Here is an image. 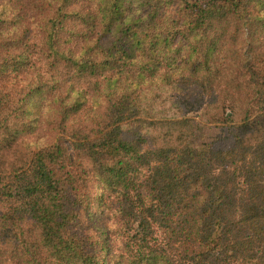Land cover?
Instances as JSON below:
<instances>
[{
	"label": "trees",
	"instance_id": "trees-1",
	"mask_svg": "<svg viewBox=\"0 0 264 264\" xmlns=\"http://www.w3.org/2000/svg\"><path fill=\"white\" fill-rule=\"evenodd\" d=\"M169 1L0 0V264H264V0H175L176 18H156ZM177 33L200 50L181 66ZM222 65L206 132L140 87L201 93ZM254 94L224 115L225 99ZM88 173L138 211L144 237L123 251L87 225L103 198Z\"/></svg>",
	"mask_w": 264,
	"mask_h": 264
},
{
	"label": "rangeland",
	"instance_id": "rangeland-1",
	"mask_svg": "<svg viewBox=\"0 0 264 264\" xmlns=\"http://www.w3.org/2000/svg\"><path fill=\"white\" fill-rule=\"evenodd\" d=\"M179 9V4L175 0H170L169 2H165L160 6L156 14V18L164 19L167 16L171 18H176L177 11ZM257 16L264 18L263 12H255L252 10ZM182 24V21L178 19L177 25ZM174 40H179L181 42V50L180 54L177 59L173 60V64L175 66H181L182 62L190 61L192 54L195 51H200L199 49L193 50L194 47L189 42L183 40L181 38V34L177 33L174 37ZM258 45V48H255L253 51L254 53H248L244 46H241L242 52H245L247 55H256L260 49H262V44L259 41L255 42ZM228 43H223L221 46H227ZM220 46V47H221ZM224 65V64H223ZM223 65L220 67L219 72L215 74L213 77L211 76L209 87L206 88L202 87L201 93H197L196 91H191L189 88L178 84L174 81V79L169 78L165 81H158V80H147L146 82L142 83L141 90L151 95H155L156 97L153 99V102H157L163 105V108L166 112L168 117H190L193 118L201 123V128L203 132L207 131L208 123L204 121H200V115L202 117L205 113L210 115L214 114L215 112V105L221 100L223 95V90L221 88L218 79L221 78V74H226L229 71V67L223 68ZM260 66L261 64L258 63ZM169 68L162 70V72H168ZM138 76L135 78L137 79ZM219 85V87H218ZM200 92V91H198ZM89 94H86L88 96ZM253 98L241 100L235 99V97L227 98L225 101L228 103L224 107V115H228L232 112H240V111H251L255 108L253 100H257V96L254 94L252 95ZM95 107L91 104L90 97H87L86 103L83 105L82 109L79 110L73 117L72 122L79 126V124L83 125L85 120L89 118L91 115L94 114ZM199 116V118H198ZM212 124H210V127ZM37 134L39 137L44 140L45 136L47 135L43 132V128L40 126L37 130ZM65 145L70 152V156L73 160L78 161V159L74 156V152L72 149V145L68 140H65ZM143 170L142 173L139 174L141 178L143 177ZM88 180V191L91 194L101 195L103 198L101 200H96L94 204L91 206L92 214L87 218V225L91 232L95 234H99L104 230H110V239L108 242L109 252L110 254H114L115 252L123 251L124 248L127 246H131L135 241H137L140 237H144L142 229L139 228L140 217L138 214L137 209H135V213L130 212L128 210H122V205L124 204L117 203L120 200L119 195H107L103 193L101 190L99 191L98 184L94 179L93 175L86 174ZM143 200L142 204L144 206L148 205L149 198L145 196V190L141 189ZM133 204L138 205L139 203L135 200L128 203L127 207H130ZM126 207V206H125ZM123 211V215L122 212ZM123 219H120V218ZM133 218V221L131 220ZM128 236L125 237V235ZM156 240L158 244H161L160 237L157 236ZM157 246V244H156ZM3 264H13L7 257Z\"/></svg>",
	"mask_w": 264,
	"mask_h": 264
}]
</instances>
